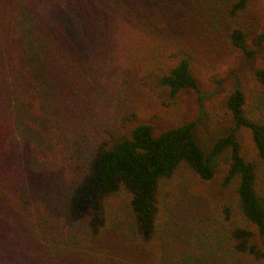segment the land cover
<instances>
[{
	"label": "trees",
	"instance_id": "obj_1",
	"mask_svg": "<svg viewBox=\"0 0 264 264\" xmlns=\"http://www.w3.org/2000/svg\"><path fill=\"white\" fill-rule=\"evenodd\" d=\"M149 1L0 0V264H264V67L251 95L237 82L232 131L208 157L196 124L158 134L141 115L153 78L200 93L175 30L203 25L252 59L264 26L252 0L148 19ZM228 149L222 184L235 188L215 200Z\"/></svg>",
	"mask_w": 264,
	"mask_h": 264
},
{
	"label": "rangeland",
	"instance_id": "obj_2",
	"mask_svg": "<svg viewBox=\"0 0 264 264\" xmlns=\"http://www.w3.org/2000/svg\"><path fill=\"white\" fill-rule=\"evenodd\" d=\"M191 0H152L148 5V19L155 13L171 10L172 6L180 3L181 8H188ZM252 13L260 17L264 26V0H252ZM67 17L70 16L68 15ZM196 18V16H194ZM72 34L88 41L82 33L76 20H69ZM68 25V24H67ZM175 35L181 44L195 50L194 68L198 76L200 93L185 90L173 96L155 78L149 81L147 102L142 108V117L151 120L159 134L169 128L194 123V134L197 142L204 150L206 157L219 139L228 136L232 129L230 117L226 109V102L235 91L237 82L247 91L248 95L254 90L255 81L253 73L256 69L264 67V43L250 42L251 48L257 51L254 58H248L241 51L234 49L226 41L225 36L215 35L212 39L205 36L206 29L200 25L195 29L194 24L185 25L175 30ZM78 37V38H79ZM101 45L97 35L87 43L86 51L90 56ZM243 142L247 149L253 147L251 132L243 130ZM230 150L213 160L217 176L212 182L215 200L229 199L233 194L235 183L224 186L225 170L229 162Z\"/></svg>",
	"mask_w": 264,
	"mask_h": 264
}]
</instances>
